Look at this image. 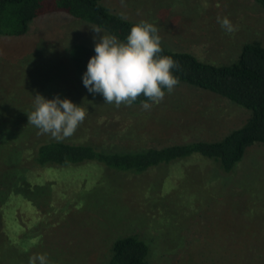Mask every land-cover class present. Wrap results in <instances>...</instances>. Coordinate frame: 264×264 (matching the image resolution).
<instances>
[{
  "label": "rangeland",
  "instance_id": "obj_1",
  "mask_svg": "<svg viewBox=\"0 0 264 264\" xmlns=\"http://www.w3.org/2000/svg\"><path fill=\"white\" fill-rule=\"evenodd\" d=\"M103 2L119 14L124 12L127 18L149 20L159 29L162 44L191 51L204 60L231 61L249 39L264 44V11L254 0H125L126 7L120 0ZM217 16H227L237 30L226 33ZM94 26L65 12L51 11L33 18L22 35H0V96L4 97L0 100V116L9 117V127L17 139V144L0 139V172L18 148L29 158L37 141L51 137L38 135L39 129L28 124L27 113L34 110L36 94L46 99L58 95L82 106L85 120L66 140L90 142L105 150L218 139L246 121L248 108L184 82L171 93L165 90L164 99L152 103L150 110H143L141 103L119 108L105 103L101 94L89 93L84 87L83 76L71 65L68 54L74 42H98L91 28ZM4 127L7 130V123ZM23 165L25 170L35 167L30 160ZM95 165L92 172L90 163L62 170L40 168L51 174L44 178L48 189L40 191L41 199L48 202L51 193L53 199H67L60 194L62 189L69 195V203L80 202L92 209L94 217L87 221L92 230H83L82 226L70 232L79 238L72 244L83 240L87 247L92 245L88 248L96 253L92 264H104L112 238L128 232L137 233L147 242L149 264H232L226 259L233 258L232 250H236L232 229L246 232L256 224L255 217L264 221V144L249 146L229 171L200 153L159 162L141 172ZM55 172L62 173L60 184ZM89 175L95 177L93 185L71 196L74 178L82 184L80 188H85ZM40 207L47 208L43 203ZM45 242L52 247L46 250L42 246ZM36 243L34 252L20 251L21 264L29 261L22 256L28 258L26 253L35 252L52 253L51 263L56 262L55 255H61L57 264H79L78 257L67 256L68 244L56 241L51 233ZM218 245L226 247L223 257L219 256ZM15 248L5 241L0 244V250L9 252L13 259ZM263 250L264 237L254 239L234 264H254ZM85 257L80 258L82 264Z\"/></svg>",
  "mask_w": 264,
  "mask_h": 264
},
{
  "label": "trees",
  "instance_id": "obj_2",
  "mask_svg": "<svg viewBox=\"0 0 264 264\" xmlns=\"http://www.w3.org/2000/svg\"><path fill=\"white\" fill-rule=\"evenodd\" d=\"M254 1L264 11V0ZM51 11H62L74 18L90 22L117 36L122 42H126V37L135 24L141 21L151 23L146 19H122L120 14L110 9L103 0H0V35H22L27 32L29 22L33 18ZM161 47L163 51L158 55L170 56L180 63L179 70H172L180 82L206 89L248 108L250 113L246 121L218 139H195L141 149L105 150L86 141H57L52 137L37 141L32 146L33 151L29 158L18 148L6 168L0 172V244L5 241L17 248L14 259L9 252L0 250V264H21L20 251L34 252L33 244H37L42 238L45 240L49 233L56 241L68 244L65 249L67 256H73L74 259L78 257L79 264H82L80 258L85 257V252L90 253L85 257V264H92L96 257L95 251H88L92 245L87 247L83 240L72 244L71 242L79 238L75 239L70 234L73 229L79 230L82 226L83 230H92L87 223L94 217L92 209L81 206L80 202L69 203V195L62 189L60 194L67 199H53L52 193L48 202L43 200L44 198L41 199L40 191L47 188L45 184L48 185L44 178L51 175L44 173L43 169L62 170L64 167L69 169L90 163L91 172L94 171L93 167L97 168L95 164L120 171L141 172L159 162H169L192 153H200L218 161L222 170L229 171L243 157L249 146L264 144V44L260 40H246L242 43L237 57L227 62L204 60L191 51L172 49L162 43ZM94 49L95 45L83 41L74 42L68 48L70 63L82 76L87 71L89 60L96 54ZM3 98L0 96V100ZM145 99L141 95L133 104H140ZM2 115L0 139L6 138L9 139L6 141L8 144H17L16 133H13L8 124L9 117L6 118L4 114L2 118ZM27 160L35 167L25 170L23 163ZM54 177L60 184L62 173L55 172ZM85 179L88 187L80 188L82 184H77L76 177L74 178L71 196H78L95 182L93 175ZM76 184L79 188H76ZM41 203L47 208L40 207ZM77 206L79 207L76 208ZM254 220L257 225L254 222L246 232L241 230L236 233L232 229L235 244L233 246L236 250L229 246L233 258L225 257L232 264L241 259L251 241L263 239L264 221L256 217ZM255 235L257 236L254 237ZM101 239L103 243V238ZM45 243L42 246H46V250L52 247L48 242ZM108 248L109 254L104 264H149L148 244L137 233L116 235ZM224 248L226 247L218 245L220 257H223ZM46 254L49 264H57L62 260L61 255H55L56 262L51 263L52 253ZM26 255L29 258L33 253ZM28 258L22 256L25 261L29 260ZM253 263L264 264V250L257 255Z\"/></svg>",
  "mask_w": 264,
  "mask_h": 264
},
{
  "label": "clouds",
  "instance_id": "obj_3",
  "mask_svg": "<svg viewBox=\"0 0 264 264\" xmlns=\"http://www.w3.org/2000/svg\"><path fill=\"white\" fill-rule=\"evenodd\" d=\"M120 3L126 7L125 0ZM120 16L127 18L124 12ZM217 23L226 33L237 30L227 16H217ZM91 28L99 39L95 44L96 54L89 60L82 78L89 93L101 94L105 103L117 108L122 104L131 106L143 95L146 99L141 107L150 110L152 103L158 104L164 99V89L171 93L179 84V77L172 70H179L180 63L170 56L158 55L163 51L161 37L152 23L141 21L132 26L126 42L104 33L99 26ZM100 33L103 35L99 36ZM33 103L34 110L27 113L28 124L39 129L38 135L49 134L57 141L71 137L86 117L82 106L58 95L46 99L36 94ZM28 264H49L48 256L46 253L33 254Z\"/></svg>",
  "mask_w": 264,
  "mask_h": 264
}]
</instances>
